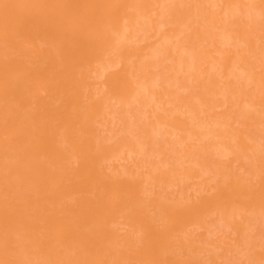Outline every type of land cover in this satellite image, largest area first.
Segmentation results:
<instances>
[{
    "label": "bare ground",
    "instance_id": "obj_1",
    "mask_svg": "<svg viewBox=\"0 0 264 264\" xmlns=\"http://www.w3.org/2000/svg\"><path fill=\"white\" fill-rule=\"evenodd\" d=\"M0 264H264V0H0Z\"/></svg>",
    "mask_w": 264,
    "mask_h": 264
}]
</instances>
